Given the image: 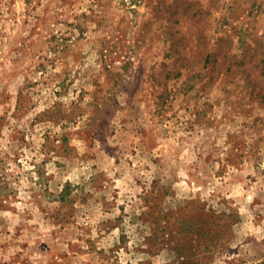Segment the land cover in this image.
Here are the masks:
<instances>
[{"label": "rangeland", "instance_id": "obj_1", "mask_svg": "<svg viewBox=\"0 0 264 264\" xmlns=\"http://www.w3.org/2000/svg\"><path fill=\"white\" fill-rule=\"evenodd\" d=\"M0 264H264V0H0Z\"/></svg>", "mask_w": 264, "mask_h": 264}]
</instances>
